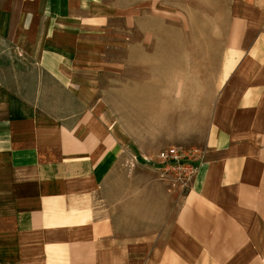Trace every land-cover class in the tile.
Segmentation results:
<instances>
[{
  "label": "crops",
  "instance_id": "crops-1",
  "mask_svg": "<svg viewBox=\"0 0 264 264\" xmlns=\"http://www.w3.org/2000/svg\"><path fill=\"white\" fill-rule=\"evenodd\" d=\"M234 5L255 40L177 194L102 109L113 11L0 0V264H264V0Z\"/></svg>",
  "mask_w": 264,
  "mask_h": 264
},
{
  "label": "rangeland",
  "instance_id": "rangeland-1",
  "mask_svg": "<svg viewBox=\"0 0 264 264\" xmlns=\"http://www.w3.org/2000/svg\"><path fill=\"white\" fill-rule=\"evenodd\" d=\"M236 1L100 0L114 14L103 29L102 109L136 153L199 149L214 98L255 40L238 20L253 15ZM258 74L251 68L249 78Z\"/></svg>",
  "mask_w": 264,
  "mask_h": 264
},
{
  "label": "built area",
  "instance_id": "built-area-1",
  "mask_svg": "<svg viewBox=\"0 0 264 264\" xmlns=\"http://www.w3.org/2000/svg\"><path fill=\"white\" fill-rule=\"evenodd\" d=\"M199 161L198 150L171 146L159 150L152 164L158 178L165 181L168 191L181 194L188 190Z\"/></svg>",
  "mask_w": 264,
  "mask_h": 264
}]
</instances>
